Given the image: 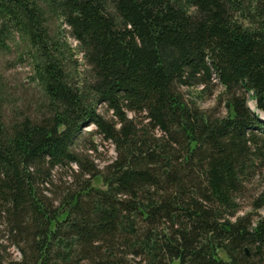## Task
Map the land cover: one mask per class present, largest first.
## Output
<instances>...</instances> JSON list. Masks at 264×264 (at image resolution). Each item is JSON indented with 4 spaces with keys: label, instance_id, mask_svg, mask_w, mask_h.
<instances>
[{
    "label": "trees",
    "instance_id": "trees-1",
    "mask_svg": "<svg viewBox=\"0 0 264 264\" xmlns=\"http://www.w3.org/2000/svg\"><path fill=\"white\" fill-rule=\"evenodd\" d=\"M15 36L39 94L0 87V264H264L236 200L264 164V0H0Z\"/></svg>",
    "mask_w": 264,
    "mask_h": 264
},
{
    "label": "rangeland",
    "instance_id": "rangeland-1",
    "mask_svg": "<svg viewBox=\"0 0 264 264\" xmlns=\"http://www.w3.org/2000/svg\"><path fill=\"white\" fill-rule=\"evenodd\" d=\"M56 23H58L57 20L52 22L54 26ZM68 39L72 45L76 46V40H74L71 36H68ZM18 41V37L15 36V38L10 39V48L3 50L0 49V87L7 102L18 103L19 105H22V108L31 110L33 106L30 103L38 96L39 90L37 85L29 78L31 68L28 58L25 55L20 58L18 55L19 48L16 46ZM221 90L222 86L217 83L213 85V91L210 94L203 93V98H200L199 100L201 107L215 114H223L225 112L224 104L222 102L219 103L218 101V95L221 93ZM248 105L251 108L254 107L253 99H248ZM100 109L108 117L111 115L110 111L106 110L104 106H101ZM90 128H94V126L88 125L86 127V129ZM93 139L96 149L89 151L91 152V157L94 159V162H98V166L102 168L106 162L113 159L115 156V149L113 144L110 141L103 139L102 135L99 133H95ZM89 144V141L85 138L80 141L78 147L79 149L84 150V148H86V146ZM59 175L63 174L59 173ZM65 177L66 176H63L62 178ZM60 183L61 181L59 180L57 173L54 184L59 185ZM51 187L53 188V186ZM263 189L264 164L257 167L256 172L244 182V186L236 198L239 204L237 214L242 215L246 212H249L253 214L254 218L260 214H264V205L258 209L253 207L255 198L261 193ZM11 251H13L12 254L14 256L19 255L18 251L14 247L11 249ZM247 253L250 254L249 248H247Z\"/></svg>",
    "mask_w": 264,
    "mask_h": 264
},
{
    "label": "water",
    "instance_id": "water-1",
    "mask_svg": "<svg viewBox=\"0 0 264 264\" xmlns=\"http://www.w3.org/2000/svg\"><path fill=\"white\" fill-rule=\"evenodd\" d=\"M259 117H260V118H263V117H264V114L260 113V114H259Z\"/></svg>",
    "mask_w": 264,
    "mask_h": 264
}]
</instances>
